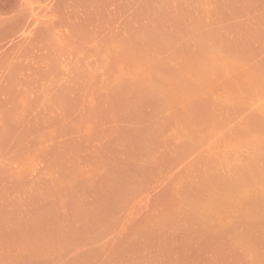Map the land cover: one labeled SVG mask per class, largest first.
Segmentation results:
<instances>
[{
    "label": "rangeland",
    "instance_id": "1",
    "mask_svg": "<svg viewBox=\"0 0 264 264\" xmlns=\"http://www.w3.org/2000/svg\"><path fill=\"white\" fill-rule=\"evenodd\" d=\"M29 144L85 264H264V0H0V147Z\"/></svg>",
    "mask_w": 264,
    "mask_h": 264
},
{
    "label": "crops",
    "instance_id": "2",
    "mask_svg": "<svg viewBox=\"0 0 264 264\" xmlns=\"http://www.w3.org/2000/svg\"><path fill=\"white\" fill-rule=\"evenodd\" d=\"M52 179L53 161H37L36 146L0 147V264H85L101 247L94 231L86 239L81 213L54 204ZM126 202L107 210L109 234Z\"/></svg>",
    "mask_w": 264,
    "mask_h": 264
}]
</instances>
